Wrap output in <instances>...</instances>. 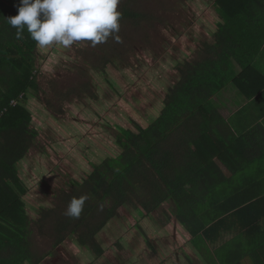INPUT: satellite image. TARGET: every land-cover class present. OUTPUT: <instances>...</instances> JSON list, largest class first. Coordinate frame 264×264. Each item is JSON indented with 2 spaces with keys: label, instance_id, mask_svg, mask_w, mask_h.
Masks as SVG:
<instances>
[{
  "label": "trees",
  "instance_id": "16d2710c",
  "mask_svg": "<svg viewBox=\"0 0 264 264\" xmlns=\"http://www.w3.org/2000/svg\"><path fill=\"white\" fill-rule=\"evenodd\" d=\"M17 4L19 0H0V264H38L69 235L100 255L96 234L113 218L123 217L124 208L151 217L154 211H163L168 200L173 201L170 216L188 232L189 246L198 259L205 264H241L249 254L243 251L241 237L249 240L251 232L263 231L264 191L229 189L227 183L234 178L226 176L216 160L235 173L264 151V129L253 128L248 143L234 138L211 98L239 76L233 63L245 69L263 44L264 15L257 11L263 0H213L220 19L213 41L201 40L196 54L200 58L177 65L178 79L161 106L159 101L153 120L144 126L135 122V130L119 126L116 156L91 163L70 190H54L52 206H40L31 215L17 168L39 136L27 102L34 96L46 108L63 114L61 105L70 99V91L62 90L52 73H43L58 48H47L49 57L42 62L27 31L18 40L16 29L6 23L5 18L16 14ZM117 10L122 13L120 28L148 21L140 0H119ZM103 56L98 54V63L107 65ZM41 76L45 79L40 85ZM80 86L87 92L85 83ZM89 98L96 101L93 93ZM80 195L87 196L80 217L65 216L70 198ZM226 232L235 234L226 241ZM37 238L49 240L51 249L42 252ZM251 238L259 245H253L251 261L264 264V237ZM144 239L155 253L147 235ZM180 249L178 245L174 250Z\"/></svg>",
  "mask_w": 264,
  "mask_h": 264
},
{
  "label": "rangeland",
  "instance_id": "374dc122",
  "mask_svg": "<svg viewBox=\"0 0 264 264\" xmlns=\"http://www.w3.org/2000/svg\"><path fill=\"white\" fill-rule=\"evenodd\" d=\"M212 2L213 0H140L141 10L148 15V21L133 27L121 26L118 33L120 42L110 37L106 43L95 47L81 43L82 45H73L66 51L60 49L56 51L58 58L67 57L66 59H72L78 64L84 61L89 65L88 68H83L87 75V78L83 77V79H79L76 70L78 67L71 71L56 68L58 81L64 90L75 85L77 87L83 84L84 80L89 81L92 87L95 84L99 95L108 97L109 94H115L116 100L113 102L114 105L108 104L102 114L98 107H94L93 114L100 115L98 119L96 116L91 118L89 114L84 116L88 123H92L93 119L96 122L90 125L82 124L80 128L75 126L77 130H74L72 125L80 121L70 119L74 117L72 114L65 117L69 119L61 121L55 120L48 113L51 116L49 119L45 112L39 109V103H34L33 97L27 102L33 112V124L39 136L36 147L31 148L17 164V168L26 186L27 191L23 200L30 215L37 213L39 205L52 206L56 199L54 197L56 193L52 194V192L61 186L68 189L69 184L74 183L75 178L80 177L84 169H91V163L100 162L106 156H116L118 148L113 142L116 134L120 132L119 126L135 130V122L144 126L153 120V115L159 112L161 100L168 93L169 87L178 79L177 65L185 60L200 58V55L197 56L193 51L201 40L213 41V32L220 19ZM112 47L119 50L118 57L113 56L116 51ZM101 48L105 51L102 52ZM49 50L39 48L42 62L44 58L49 57ZM101 53L105 59L103 62L109 60L102 70L97 60L98 54ZM61 63L66 62L61 60ZM65 137H69L67 143ZM48 144L52 145L50 154L46 152ZM37 151L43 152L42 156H39ZM240 177L234 176V179ZM41 180L47 183L41 184ZM38 183L39 186H43L42 190H38ZM77 188L81 189L79 186ZM38 202L39 205H36ZM172 206L173 201L168 200L162 204V209L170 212ZM126 209L128 210V207ZM126 209L124 208V211L127 213ZM158 212L159 219L156 220L165 222L161 209ZM118 219L124 222L122 216ZM154 235L159 236L160 231L155 232L151 237V241L157 244ZM101 237L102 235L99 234L98 238ZM67 238L69 242L76 244L73 235ZM179 239L183 245L180 251L170 252L169 262L197 264L198 261L188 248L190 247L188 240ZM35 240L42 252L51 249V242L46 238ZM57 250L63 253V249ZM127 251L129 254V250L121 251V254L126 257ZM37 252L39 255L42 253ZM53 252L50 251L52 261L57 258ZM115 264L122 263L116 261Z\"/></svg>",
  "mask_w": 264,
  "mask_h": 264
},
{
  "label": "crops",
  "instance_id": "0c3cea01",
  "mask_svg": "<svg viewBox=\"0 0 264 264\" xmlns=\"http://www.w3.org/2000/svg\"><path fill=\"white\" fill-rule=\"evenodd\" d=\"M257 11L259 14L264 15V0L262 6L257 7ZM233 69L239 76L235 78L234 82L230 81L219 89L212 96L211 102L226 121L232 133L231 136L238 139L242 137V142L248 143V138L251 135L249 132L253 128L260 126L264 129V42L245 69L236 63H233ZM216 161L223 167L226 176L232 175L233 178L234 176H241L227 183L229 189L239 190L240 193L256 190L264 191V151L246 165L238 167L235 173H231L219 160ZM233 163L236 166L235 160ZM161 212L165 216V222L156 220V218L159 219L158 210L150 214L151 217L144 216L138 210H134V214L131 212L123 217L124 222L119 219L112 220L96 234L102 253L94 259H90L85 248L70 241L69 245L61 244L59 248L63 249V253L58 251L59 254L54 261L51 260V255H49V257H44L39 264H42L48 258V262H44V264H115L116 261L122 264H171L168 255L173 252L175 247L183 245L179 238L188 240L189 243L190 236L185 228L170 216L167 210L163 209ZM171 221L173 222L170 223ZM260 225L263 228L262 232L249 233V240L247 236L241 237L243 251L249 252L247 256L243 257L241 264H253L250 259L253 245H256V247L259 245L256 242L253 243L251 237H264V219ZM108 228L109 230H107ZM159 231V236L154 235L155 240L158 241L156 244L151 241V237ZM99 234L102 235L101 238H98ZM234 234V232H226L224 239L227 241ZM146 235L155 253H152L147 246L144 239ZM188 248L197 261L199 260L197 264H205L200 258L196 257L197 255L191 247ZM125 250L130 252L128 254L127 251L126 257L121 254V251Z\"/></svg>",
  "mask_w": 264,
  "mask_h": 264
},
{
  "label": "clouds",
  "instance_id": "9594fccd",
  "mask_svg": "<svg viewBox=\"0 0 264 264\" xmlns=\"http://www.w3.org/2000/svg\"><path fill=\"white\" fill-rule=\"evenodd\" d=\"M118 4L119 0H19L16 14L5 20L16 29V39H23L26 30L40 49H67L79 42L95 47L110 37L120 42ZM86 200V195L70 198L63 214L78 219Z\"/></svg>",
  "mask_w": 264,
  "mask_h": 264
},
{
  "label": "flooded vegetation",
  "instance_id": "af4514ba",
  "mask_svg": "<svg viewBox=\"0 0 264 264\" xmlns=\"http://www.w3.org/2000/svg\"><path fill=\"white\" fill-rule=\"evenodd\" d=\"M84 44V45H87V42H79V43H77V44H74L75 46H79V45H82V44ZM199 45V44H198ZM198 45H195V48H194V53H197V46ZM60 45H53V46H51V49L52 48H58V49H60V50H63V51H66V50H68V48L67 49H65V48H63L62 46H60ZM112 49H113V47H112ZM118 51L119 50H116V52H117V54L118 55H115L116 57H118L119 56V53H118ZM54 58H55V60L54 61H47V69L46 70H44L43 71V73H48V74H50V73H52L55 77H56V79H57V81H58V78H57V75H56V68H60V69H65V70H68V71H71V70H74V69H76V67H78L76 70L78 71V73H79V79H83V77H86L87 78V75H86V73L84 72V70H83V68L85 67V68H88L89 67V65L87 64V63H85L84 61H83V63H81V64H78V63H76V62H74L72 59H66V58H58L57 56H56V54H55V56H54ZM44 60H45V58H44ZM61 60H63V61H65L66 63L64 64H62L61 63ZM98 66L101 68L100 70H102V69H105V67H106V65H103L101 62H99L98 63ZM44 77H42L41 76V78H40V85L44 82ZM114 80V79H113ZM129 80H131V78L129 77ZM58 83H59V81H58ZM86 84V88H87V92H86V90H85V88L84 87H82V86H80V85H77V87H76V85L74 86V87H72V88H69V91H70V93H69V96H70V99L69 100H65L64 101V105H61L62 106V109H63V114H57L56 112H54V110L53 109H48V108H46L44 105H43V103L41 102V103H39L38 101H36V99H35V97L34 96H30V98L28 99V100H31L32 99V97H33V101H34V103L35 104H37V103H39V109L40 110H43L44 112H45V114H46V117L48 116L49 117V119H50V115H52V117L55 119V120H61V121H64V120H67V119H69V118H65V117H68V114H72L74 117H71L70 119H79L78 121H80V122H77L75 125H72V128L74 129V130H77V129H75V126H76V128H80L81 126H82V124H84V125H86V124H88V125H90V124H92V123H94V122H96V120L95 119H93L92 120V123H88L89 121H86V118H85V116L84 115H90L91 116V118L92 117H94V116H96V115H94L93 114V108L94 107H98L99 108V110H100V114H102L103 113V110H104V108H107L108 106V104H113V102L116 100V96H115V94H109V96L108 97H104V96H102V95H99V93H97V90H98V88H97V86L95 85V84H93V87L91 86V84H90V82L89 81H84L83 80V84ZM59 85H60V83H59ZM60 88L62 89V90H64V88L60 85ZM94 94L95 96H96V101L95 102H91L90 101V94ZM83 100H86L87 102H88V104L87 105H85V104H83ZM102 103H105V105L104 104H102ZM114 105V104H113ZM56 110H58V108H55ZM48 113L50 114V115H48ZM100 116V115H99ZM99 116H96V118L98 119V117ZM71 121V120H70ZM73 122H74V120H72ZM128 128V127H127ZM85 129V127H83V130ZM80 133H82V131H80V130H78ZM72 136L73 137H75L74 135H73V133H72ZM72 138V137H71ZM116 139V138H115ZM65 142L67 143L68 142V140H69V137H65ZM62 142V141H61ZM113 143H115V141L113 142ZM47 146V150H46V152L47 153H52V145H46ZM45 146V147H46ZM46 152H44V153H46ZM42 153L43 152H41V151H37V154L39 155V156H42ZM28 154V153H27ZM26 154V155H27ZM25 155V156H26ZM24 156V157H25ZM67 158V157H66ZM104 158V157H103ZM22 179V178H21ZM43 180V179H42ZM41 180V184H43V183H47V182H45V181H42ZM22 181H23V179H22ZM47 181V180H46ZM23 183H24V181H23ZM24 185H25V183H24ZM71 185L72 184H69V186L68 185H64V186H68V189H66V188H64L63 186H61V187H59V188H64V189H66V190H70V188H71ZM37 186H38V190H42V185L41 186H39V183L37 184ZM26 187V186H25ZM27 191V190H26ZM54 193V191L52 192V194ZM56 195V194H55ZM36 205H39V202L36 204ZM39 206H41V205H39ZM134 210H138V209H133V208H128V212L126 213L125 211H124V216H127V215H129L131 212L134 214ZM123 216V217H124ZM116 219H118V218H113L112 220H116ZM112 220H110V222L112 221ZM107 230H109V228L107 229ZM68 238L66 237L65 238V240L64 241H62V243L61 244H66V245H69V240H67ZM97 239V238H96ZM40 241V240H39ZM98 242V241H97ZM61 244L57 247V248H55V250H54V252H53V254H56L57 256H58V254H59V252H58V248L61 246ZM76 244L78 245V243L76 242ZM68 247V246H67ZM83 248H85L86 249V251L88 252V254H89V257H90V259H94V258H96L97 257V255L93 252V251H91V250H89V248L88 247H85V246H82ZM50 255V254H49ZM49 255H47L48 257H49ZM56 256V257H57ZM44 262H48V259L47 260H45V261H43L42 262V264H44ZM40 263V262H39ZM38 263V264H39Z\"/></svg>",
  "mask_w": 264,
  "mask_h": 264
},
{
  "label": "built area",
  "instance_id": "2783aa9c",
  "mask_svg": "<svg viewBox=\"0 0 264 264\" xmlns=\"http://www.w3.org/2000/svg\"><path fill=\"white\" fill-rule=\"evenodd\" d=\"M11 103H12V104H14V103H15V101H14V100H11Z\"/></svg>",
  "mask_w": 264,
  "mask_h": 264
}]
</instances>
